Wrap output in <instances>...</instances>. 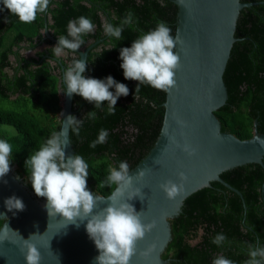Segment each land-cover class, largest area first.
<instances>
[{
  "label": "trees",
  "instance_id": "trees-1",
  "mask_svg": "<svg viewBox=\"0 0 264 264\" xmlns=\"http://www.w3.org/2000/svg\"><path fill=\"white\" fill-rule=\"evenodd\" d=\"M240 2L256 5L239 13L234 34L237 41L223 74L227 101L215 116L222 132L247 140L253 136L255 122L258 133H264V0ZM129 11L134 14L133 24L124 27L122 37L106 35L105 22L120 26ZM176 14L172 0H50L48 9L26 24L0 0V140L12 146L11 167H16V174L34 194L25 162L54 131H60L62 104L58 85L67 67L79 59L69 51L54 56L51 49L55 45L44 35L45 17L48 32L56 40L67 36L70 20L90 18L95 30L83 36L85 43L80 50L97 40L102 42L88 54L85 77L105 80L112 76L129 88V95L118 99L114 115L107 112L108 102L96 109L94 103L73 96L72 116L83 119V123L79 136L70 129L72 147L75 155L82 156L89 165V188L107 197L116 187L103 183L108 169L127 161L132 170L153 147L161 130L166 96L163 91L140 84L135 97L138 82L124 78L120 50L131 47L134 40L154 30L159 22H164L174 37ZM92 111L96 117L86 118ZM101 129L109 132L106 142L90 147ZM220 178L240 192L242 198L217 182L189 196L162 255L166 264H212L220 255L234 264H245L249 259L248 245L264 246L262 167H237L222 173ZM221 233L227 239L217 246L212 240Z\"/></svg>",
  "mask_w": 264,
  "mask_h": 264
},
{
  "label": "water",
  "instance_id": "water-1",
  "mask_svg": "<svg viewBox=\"0 0 264 264\" xmlns=\"http://www.w3.org/2000/svg\"><path fill=\"white\" fill-rule=\"evenodd\" d=\"M172 2L177 8L175 51L181 63L175 76L176 85L165 96L160 133L146 157L130 170L134 187L141 190L144 199L141 201L137 197L129 203L138 213L142 212L143 223L155 224L152 231L138 242L131 264L167 263L162 255L171 240L176 217L189 196L217 182L242 198L240 192L225 183L220 175L249 164L260 165L264 171V133H258L257 123H254L253 136L240 140L222 132L215 116L227 101L223 74L237 41L234 34L239 13L256 3H241L240 0ZM47 20L45 17V38L57 46L58 40L48 32ZM101 42L97 40L83 51H64L87 62L91 49ZM58 86L62 104L59 115L61 130L64 121L73 114L74 94H66L64 74ZM68 132L70 142L65 150L66 157L75 156L70 129ZM185 146L194 154L185 152ZM139 172L144 173L142 177ZM181 173L187 177L186 180L181 181ZM17 177L16 167H11V171L0 179V264H27L24 240L36 234L30 243L41 254L40 264H94L99 251L86 231L87 220L77 221V227L67 224L58 214L50 216L47 200L37 198L27 183ZM169 180L183 184L182 192L171 200L160 187ZM88 190L99 199L94 211L99 212L111 203L108 198L112 193L103 197L95 194L89 186ZM13 196L23 201L24 211L7 209L5 200Z\"/></svg>",
  "mask_w": 264,
  "mask_h": 264
},
{
  "label": "clouds",
  "instance_id": "clouds-1",
  "mask_svg": "<svg viewBox=\"0 0 264 264\" xmlns=\"http://www.w3.org/2000/svg\"><path fill=\"white\" fill-rule=\"evenodd\" d=\"M50 0H2L3 6L12 15L18 17L22 23H32L38 13H44L49 7ZM134 14L129 11L121 21L120 26H113L105 22L106 35L120 39L125 26L133 24ZM95 25L90 18L80 16L70 20L67 25V36L58 37V44L51 49L55 57H59L65 49L77 52L84 45L83 36L93 33ZM176 38L171 35V29L159 22L154 30L132 42L131 47L120 50L121 68L124 78L137 81L136 94L140 91V84H147L154 89L165 93L176 85V72L180 67L181 58L175 51ZM49 60L48 62H51ZM86 62L81 58L74 60L65 71L66 94L81 96L89 103H94L96 109L108 102L107 112L115 114L117 101L120 97L129 95V88L124 83L117 82L112 76L105 80L86 78ZM115 89V92L110 89ZM134 97V99H135ZM96 112L86 114V118L94 119ZM83 119L68 116L60 131H54L50 138L32 153L26 160V169H30V182L38 197L46 198V208L49 215H60L67 224H75L77 221L87 220L86 231L94 241L99 256L94 264H131V260L137 251V244L142 241L147 233H150L155 224H145L142 221V212H137L129 201L139 197L143 201L144 196L139 188L134 187L133 177L127 161H121L117 167L108 169L104 184L115 185V189L109 196V206L99 212L94 211L99 204V199L88 190L87 179L89 165L82 156H67L66 148L69 145L68 130L71 129L77 136ZM109 132L101 129L98 138L90 144L95 148L97 144L106 142ZM190 155L194 152L185 146L183 149ZM12 146L5 140H0V179L11 171ZM156 162V161H155ZM139 172V176H143ZM19 179V177H17ZM181 181L187 177L181 173ZM7 183V181H4ZM162 191L168 199H175L183 190V184H177L171 180L162 184ZM9 211H24L23 201L15 196L5 200ZM6 228L7 225L5 226ZM9 229V228H8ZM38 235V234H36ZM30 239L24 240L27 245L25 256L27 264H40L41 254L30 243ZM227 237L217 234L212 243L222 245ZM249 259L245 264H264V246L248 245ZM212 264H234L223 255L217 256Z\"/></svg>",
  "mask_w": 264,
  "mask_h": 264
},
{
  "label": "rangeland",
  "instance_id": "rangeland-1",
  "mask_svg": "<svg viewBox=\"0 0 264 264\" xmlns=\"http://www.w3.org/2000/svg\"><path fill=\"white\" fill-rule=\"evenodd\" d=\"M1 127H2V128H6L7 130L11 129V130L13 131V129H12L11 127H8V126H6V125H4V126L2 125ZM8 128H9V129H8ZM11 130H10V132H12Z\"/></svg>",
  "mask_w": 264,
  "mask_h": 264
},
{
  "label": "flooded vegetation",
  "instance_id": "flooded-vegetation-1",
  "mask_svg": "<svg viewBox=\"0 0 264 264\" xmlns=\"http://www.w3.org/2000/svg\"><path fill=\"white\" fill-rule=\"evenodd\" d=\"M46 55H48V53L46 54ZM61 80V79H60ZM24 181V180H23ZM25 182V181H24Z\"/></svg>",
  "mask_w": 264,
  "mask_h": 264
}]
</instances>
